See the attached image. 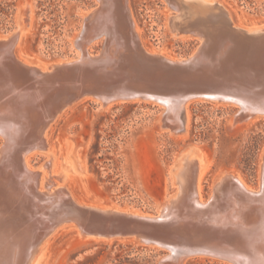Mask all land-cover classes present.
<instances>
[{"label": "bare ground", "instance_id": "1", "mask_svg": "<svg viewBox=\"0 0 264 264\" xmlns=\"http://www.w3.org/2000/svg\"><path fill=\"white\" fill-rule=\"evenodd\" d=\"M96 1L95 8H88L89 11L81 14L80 32L73 36L77 59L71 58L65 63L58 61L57 65L45 68L24 61L15 54L14 45L22 31L30 27L29 4L23 11L24 17L19 11L16 30L8 37H0V133L4 137L0 148V176L6 199L20 213L23 222L18 229L16 225L7 223V226H15L11 227L13 233L5 235L2 231L0 234V264H40L37 260L39 256H35L38 247L45 246L49 238L47 235L64 217L79 222L80 226L75 231L80 237L116 238L109 236V227L101 230L87 226L92 214L81 208L84 204L100 208L105 213L112 206L102 205L101 200L75 198L61 183L65 177L63 169L58 172L53 170V156L43 163V168L37 169L28 164L25 156V152L34 147H47L46 128L37 130L32 127L36 124L35 120L48 117L60 95L85 90L103 94L101 87L112 86L123 77L127 71L123 62L130 55L123 40L125 35L135 52L144 55L131 12L129 22L132 28L124 19L121 20L120 14L117 15L116 3L121 1V5L125 2L128 6L127 0ZM185 1H196L209 7L216 2ZM168 2L180 12L186 7L181 0ZM213 11L212 7L209 11L203 9L187 18V22L193 27H200L202 39L214 38L213 47L202 58L207 64L203 63L199 71L211 72L207 76L214 77L227 91H209L201 98L238 105L242 111L236 118L240 120L264 114V62L259 57L247 56L245 43L235 45L238 41L230 32L213 33L212 28L207 30L201 26L208 23V18L202 17V13ZM168 19L170 28L176 31V17ZM231 27L238 32L240 30L242 38L264 36V25L251 26L247 30H241L234 24ZM98 35L99 42L105 41L104 48L93 55L89 48ZM235 52L236 56H233ZM81 65L88 70H80L78 67ZM53 87L61 93L49 91ZM65 87H69V94L64 92ZM142 95L169 112L166 116L168 129L178 133L186 130L185 108L190 97L175 93L151 95L145 92ZM103 98L100 101L103 104L114 101L107 96ZM69 148L76 158L78 148L72 143ZM261 155L258 188L247 186L233 171H222L213 177L210 199H204L200 183L210 170L212 159L205 158L199 147L187 145L177 154L170 168V179L176 185L174 191L155 202V214L118 206L114 208L124 213L133 212L137 218L160 219L166 226L173 225L174 229H167L172 238L144 231L145 224L138 220L125 222L118 219L111 228L138 231V239L143 242L134 239L135 242L164 251L156 259V264H184L188 257L218 258L231 264H264V150ZM75 161L82 169L80 160L76 158Z\"/></svg>", "mask_w": 264, "mask_h": 264}, {"label": "rangeland", "instance_id": "2", "mask_svg": "<svg viewBox=\"0 0 264 264\" xmlns=\"http://www.w3.org/2000/svg\"><path fill=\"white\" fill-rule=\"evenodd\" d=\"M216 1L236 23L241 24V17L254 20L264 16V0ZM96 3L0 0V35L10 36L16 30L19 11L24 17L29 4L30 27L22 31L14 45L15 54L24 61L35 57L42 66L71 58L77 56L73 36L80 32L81 14ZM128 5L146 49L180 57L188 55L197 44L196 37H179L172 31L168 18L176 11L169 9L166 0H128ZM182 18L180 15L179 21ZM99 40L91 43V52L99 48ZM237 109L238 105L226 101L191 98L185 108L186 130L178 133L168 129L169 112L157 102L135 99L103 104L84 97L67 105L46 127L47 147L32 148L25 156L34 169L43 168V163L53 156V170L63 169L65 177L61 183L79 200H86V195L91 194L96 199L107 197L120 208L154 213L155 202L174 191L170 168L187 145L199 147L205 158L212 159L210 173L201 179L202 198H209L213 177L222 171H233L247 186L258 188L264 114L240 120L235 116ZM70 143H81L76 158L82 169L71 154ZM48 237L35 254L40 264H156L164 252L128 237H80L74 228L64 225L57 226ZM184 264L231 263L218 258L188 257Z\"/></svg>", "mask_w": 264, "mask_h": 264}, {"label": "water", "instance_id": "3", "mask_svg": "<svg viewBox=\"0 0 264 264\" xmlns=\"http://www.w3.org/2000/svg\"><path fill=\"white\" fill-rule=\"evenodd\" d=\"M166 2L169 6V9L176 11V14L171 15V17L172 16L176 17L175 23L177 24L178 28L176 31L174 29H172V31L175 34H178L179 37L194 36L198 39L197 44L188 55L173 57L174 59H170L171 57L163 55L162 53H160L158 49H154V50L146 49L142 43L141 45L144 49L143 51L144 55H140L137 54L135 50L130 46L129 37L125 35V37H123V40L125 41L127 47L126 50L129 52L130 55H128L127 59L123 62V64L127 67V71L123 75V77H121L119 81H117L112 86L104 87V88L101 87L100 90L102 91L103 94L97 91H90V90L79 91L74 94H69V87L67 88L65 87L66 89L64 88V92L68 93L69 95L66 96L60 95L57 101L55 102L54 106L51 108L52 111L50 112L48 117L46 118L42 117L41 120H39L40 122L35 120L36 124L32 128H35L37 130L45 129L62 109H64L67 105L84 97H91L93 99H98L99 101L101 100L103 101L104 96L110 97V100H135V99L146 100V98H144V96L142 95V93L146 92L151 95L175 93L180 96L194 98V97H202L207 92L209 91L211 92L213 90L227 91L226 90L227 88H225L224 85L220 84L219 81L215 80L214 77L207 76L212 74L211 72H208L206 74L203 71L202 72L199 71L200 66L207 64L204 63L205 61L204 62L202 61V58H204L208 50H210L213 47L214 38L202 39L203 33L202 31L199 30L200 27L198 28L197 26L193 27L192 24L187 22V18L195 15L196 13L198 14V12L202 11L203 9L204 11H209L210 8L212 7L214 11L213 13L210 12L202 13L203 14L202 17L208 18V23H204V25L201 26H204L207 30L208 29L210 30V28H212L213 33L221 32V31L230 32L232 35L235 36L234 39L238 41L236 42L235 45L245 43L246 46L245 52L247 53V56L259 57L264 62V36L260 38L257 37L242 38L241 35L239 34L241 33V31L239 30L238 32L231 27V25L234 24L235 26L239 27V29L241 30H247L251 26H262L264 25L263 23L264 16L261 19H254V20L241 17V24H240L234 22L230 14H228V11L217 1L213 3L211 7H209L207 6V4L204 6L198 4L196 1L181 0V2L184 3L186 6L184 10H182V12H180L179 9L174 4L168 2V0H166ZM116 4L118 8L117 15L120 14L121 20L124 19L127 26L132 28V25L129 22V18H130L129 5L126 6L125 2L123 3V5H121V1H118ZM180 15L183 16V18L179 21L178 18ZM195 17L192 20H194ZM100 35H98L99 36L98 38H100ZM207 35L209 36V32L207 33ZM0 37H5V36L0 35ZM104 43L105 41L100 42L99 48L95 52H91V51L90 52L93 55L100 53L101 51H103ZM136 45H138L137 42ZM233 56H236V52L234 53ZM76 57L77 56L71 58H76ZM34 58L30 59V61L27 62H30L32 64H36L37 62L38 64L37 59L35 60ZM71 58L52 61L44 66L45 68H51L52 66L57 65L58 61L59 63H65L67 62V60ZM39 65L41 64L39 63ZM78 68L80 70H83V72H86L88 70V68L85 65H81ZM53 90H56V93L59 94L61 93V91L56 89V87L51 88L49 91H53ZM241 111L242 109H237L235 116ZM0 137L2 139L0 142V148H1L4 144V137L2 136L1 133H0ZM80 144L81 143H74V146L78 147ZM44 146L41 145L37 147H44ZM27 152L28 151L25 152V155ZM3 186H4L3 179L0 176V234H2L3 231V233L6 235V233L7 234L13 233L14 230L11 227H15V226H7V223H12L13 225H16L15 228L18 229V227L23 225V222L22 220H20V213H18L17 209L9 205L5 196V188ZM170 195H165V196L168 197ZM94 199L96 198L93 195H86V200L90 201ZM98 199L101 200L102 205H106L109 207L112 206L111 207L112 209L106 210V212L104 213V210L100 208L89 207L84 204L81 205V208L90 211V213L92 214L91 217L92 220L87 222L88 223L87 226L101 230L103 229L106 230V228L109 227V230H107V232L109 233L110 237H117V238L128 237L139 241L141 239H138L137 236L138 231H134L128 228H121V229L111 228V225L115 224L118 219L122 221L126 220L125 222L138 220L141 221L143 224H145V229H143L144 231L150 233H156L158 235L160 234L162 236L166 235L167 237L172 238L171 233L167 232V229L169 230L174 229L173 225H171L170 227L166 226L162 224V220L160 219L151 220L142 216L140 218L139 217L137 218L136 216H134L133 212L124 213L119 209H114L115 206L118 205L107 197L97 198L96 200ZM123 208L128 210L131 209L128 207H123ZM147 214H155V212L147 213ZM102 217L105 219H103ZM59 225H64V227H72L75 230H78L80 226L77 220H74L70 217H64L61 220V222H59V224L56 225L49 232V234ZM80 232L82 233L81 230ZM141 241L143 242V240Z\"/></svg>", "mask_w": 264, "mask_h": 264}]
</instances>
